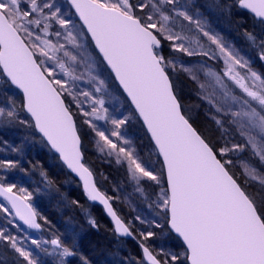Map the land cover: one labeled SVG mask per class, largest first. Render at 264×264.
<instances>
[{
  "label": "snow or ice",
  "instance_id": "obj_1",
  "mask_svg": "<svg viewBox=\"0 0 264 264\" xmlns=\"http://www.w3.org/2000/svg\"><path fill=\"white\" fill-rule=\"evenodd\" d=\"M237 8L251 17L246 52L208 18H231ZM184 57L200 59L189 66ZM257 59L264 62V0H0V128L24 125L39 134L79 178L87 198L104 206L115 234L137 240L142 256L134 264H264V175L245 163L240 175L248 179L242 181L229 156L250 150L264 165V73L253 69ZM177 71L198 83L212 121L223 132L232 129L238 142H214L194 126L174 83ZM106 80L124 94L129 115H111L97 95L107 91ZM78 119L98 138L100 153L126 165L136 191L151 189L145 199L155 217L134 218L146 229L122 220L113 198L97 186ZM130 119L145 131L147 160L121 133ZM16 172L28 174L21 160H0V214L13 227L20 221L40 230L33 194ZM40 175L53 184L46 172ZM250 180L259 181V198L248 190ZM89 223L98 227L94 219ZM166 237L179 241L178 251L165 246ZM154 238L161 243L150 245ZM25 239L54 264L79 255L58 236ZM0 242L22 258L18 264H42L6 228ZM80 262L91 264L83 255Z\"/></svg>",
  "mask_w": 264,
  "mask_h": 264
},
{
  "label": "trees",
  "instance_id": "obj_2",
  "mask_svg": "<svg viewBox=\"0 0 264 264\" xmlns=\"http://www.w3.org/2000/svg\"><path fill=\"white\" fill-rule=\"evenodd\" d=\"M218 18V22H223V30L228 31V37L230 39L238 43V39L244 38V43L247 44L244 31L245 29L252 30V25L249 24V22H251L250 15L237 8L233 12L231 18L222 16H218ZM241 21H243L242 24L240 23ZM19 130L20 128H18V126L0 128V160L19 159L23 166L28 169L27 175L19 172L14 173V175L21 177V186L26 187L32 192V204L41 217L39 220L43 232L34 233L28 231L25 226L23 227L17 221L20 225L18 230L12 225H9L7 220L1 218V216L0 228H6L9 233L23 240L24 246L30 249L33 255L41 260L42 264H54V260H51L50 256H46L36 249L29 239L24 240L25 237H28L24 230L31 234V238L38 237L40 239H48L49 237L58 236L65 244L75 246L79 255L71 258L68 264H81L80 255L87 257L91 264H120V261L123 260L126 262L129 258L132 259L134 264L135 260L142 256L137 240L117 237L111 221L104 215L101 206L94 205L96 211H93L92 214L98 223L97 228L92 227L91 224H84L77 227V229H72L70 227L69 224L73 219H77L79 223L82 222L78 213V205H82L86 213V206L84 204L88 203V200H86L87 196L83 192L82 185H80L78 179L67 172L65 166H63L57 158V155L53 154L49 147L41 141L38 133H34L33 131L30 132L33 137V145L30 147L27 146L26 149L22 145L25 144V141L22 134H19ZM4 141H7V144H5ZM18 143L21 145V147H19L20 151H13L12 149L14 147L17 148ZM85 157L87 163H89L87 152H85ZM29 161L32 163H29ZM32 164H37V167L33 169ZM110 167L111 166H106L105 168L107 169L103 170L106 174L108 171L109 178L115 175L113 170H109ZM41 171L46 172L49 179L53 181L51 186H48L43 180L40 175ZM92 171L95 174L100 189L106 195L114 198L113 190L106 189L100 181L98 171L101 170L96 167ZM73 201H78V203H73ZM115 209L118 212L116 206ZM70 215L73 217L72 219ZM45 219L48 223H45ZM123 219L126 223L132 221L127 218ZM133 225L137 230L146 229L143 226L138 228L139 226L134 223ZM135 234L138 237V231ZM148 243L152 246L160 244L155 238Z\"/></svg>",
  "mask_w": 264,
  "mask_h": 264
},
{
  "label": "rangeland",
  "instance_id": "obj_3",
  "mask_svg": "<svg viewBox=\"0 0 264 264\" xmlns=\"http://www.w3.org/2000/svg\"><path fill=\"white\" fill-rule=\"evenodd\" d=\"M195 2L197 4H205L211 3L212 0H195ZM201 10L203 11V9ZM215 15L216 14H213L208 17L210 23H212V26L222 36H224L226 40L234 44L237 48H241L246 52L249 48V42L247 41V44H245V39L240 38L237 40L238 43H235L233 39H230L228 37V31L223 30V22H218L219 18ZM249 24L252 25L251 22H249ZM242 54H244V52H242ZM184 59L185 61H189V66H191V64H195L196 61L200 58L184 57ZM252 66L254 70L264 73V62H261L257 59L254 61ZM78 71H83V69L80 68L78 69ZM197 75L200 81L204 82L203 74L197 73ZM101 78H105L103 73H101ZM80 83L83 88L92 90L91 85L83 82ZM106 83H108L107 80ZM174 83L178 89L183 108L186 114L191 117V121L194 126L201 128L202 131H205V133L209 135L214 142H219L220 144H224L227 142L230 144L239 141L240 138L238 137V134L234 133L232 129H229L227 132H223L217 128V126L211 119L213 110L210 109L207 101L203 99L204 93L199 88V85L196 81H193L187 73L177 71L174 78ZM97 95L103 96V99L105 100V107L108 108L111 115L116 116L117 118H122L123 116L129 115V105L126 102L123 93L119 91L113 84L108 83L107 91ZM2 99L3 98L0 97V102H2ZM95 123L101 128H111V125L105 123L104 121H96ZM78 127H81L83 129V133L86 134L83 138L86 152L89 157L88 165L92 170H94L96 167L101 170L98 171L100 175V181L106 189L111 191L113 190L114 198L111 201L116 206L118 214H120L123 218L132 220L135 225L139 226L138 228H141V226L147 228V225L140 224L139 221H136L134 218L137 215H141L142 218L155 217V213L148 207L149 201L145 199V195L150 193L151 189L146 188L145 194H141L140 192L136 191L135 182L130 179L127 173L126 165H117L115 163L114 157L110 158L105 154L100 153L95 146V140L98 138L95 137L94 133H92L91 130L88 129L87 125H83L82 121H80L79 119ZM18 128H20L19 134H22V137L25 141V144L22 145L27 149V146L30 147L31 145H33V137L32 134H30L32 130L24 125H19ZM121 133L126 139L131 141V146L135 148L136 153L140 157L145 160L149 158V153L151 151L150 144L148 139L146 138L145 131L139 121L130 119L128 123L121 128ZM17 145V148L21 147L20 143H18ZM229 156L233 160L234 166L232 170L236 172L238 176H240V179L242 181L248 179L247 177L240 175L243 172L242 165L245 163L256 167L258 172H260L261 175H264V165L260 164L258 158L252 156L250 150H246L243 153L229 154ZM106 166H111L109 170H113L116 176L114 175V177L109 178L108 171L107 174L105 173V171H103L107 169L105 168ZM248 190L250 192L256 193L259 198V194L262 191L259 181L250 180L248 184ZM86 200H88V203L84 204L86 206V213L84 211V207L82 205V207L78 205V213L82 222L79 223L77 219H73L69 224L72 229H77V227L84 224H90L89 221L91 219H94L96 221L95 217L92 215L93 211H96L95 206L87 197ZM0 216L1 218H4L2 214H0ZM72 218L73 217H71V219ZM96 224H98L97 221ZM152 230L156 231L157 233L162 231V229L155 228H153ZM28 231L24 230L28 237H32L31 234L27 233ZM51 238L53 237H49L48 239ZM36 239L40 238L37 237ZM24 240L26 239L24 238ZM156 241L161 243L159 239H156ZM164 242L166 247H171L176 251L179 250V241H177L176 239L166 237ZM45 247L50 248V245H46ZM71 258L73 257L68 258V262ZM51 260H54V258L51 257ZM18 261H22V258H19L18 254L15 253L14 250L11 249L10 246H8L5 242H0V264H18ZM127 261L128 260H126V262Z\"/></svg>",
  "mask_w": 264,
  "mask_h": 264
},
{
  "label": "water",
  "instance_id": "obj_4",
  "mask_svg": "<svg viewBox=\"0 0 264 264\" xmlns=\"http://www.w3.org/2000/svg\"><path fill=\"white\" fill-rule=\"evenodd\" d=\"M242 11H244V12H246V10H242ZM54 153V152H53ZM55 154V153H54ZM61 162V161H60ZM61 164H62V162H61ZM66 167V166H65ZM67 169V168H66ZM67 171L70 173V174H72L74 177H76L78 180H79V178L75 175V173H72L70 170H68L67 169ZM94 177H95V174H94ZM96 180V179H95ZM79 182L81 183V185H82V182L79 180ZM97 186H98V184H97ZM99 187V186H98ZM101 190V189H100ZM93 204H95V205H100L102 208H103V211H104V214H105V216H107L108 217V219H110L111 220V222H112V224H113V226H114V222L112 221V218L107 214V212H106V210L104 209V206L103 205H101L99 202H93V201H91ZM111 202V201H110ZM112 204V203H111ZM112 207H113V210L116 212V210H115V208H114V205H112ZM117 213V212H116ZM118 215V214H117ZM121 219H122V217L120 216V215H118ZM123 220V219H122ZM20 222V221H19ZM38 222H39V219H38ZM22 225H23V223L22 222H20ZM40 223V222H39ZM23 226H26V225H23ZM27 227V226H26ZM29 229V228H28ZM29 230H32L33 232H42L43 231V229L41 228L40 230H35V229H29ZM120 237V236H119ZM121 237H123V236H121ZM123 238H128V239H130V237H123Z\"/></svg>",
  "mask_w": 264,
  "mask_h": 264
}]
</instances>
